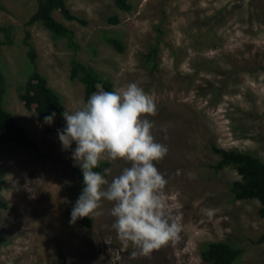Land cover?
I'll return each instance as SVG.
<instances>
[{
	"label": "rangeland",
	"instance_id": "rangeland-1",
	"mask_svg": "<svg viewBox=\"0 0 264 264\" xmlns=\"http://www.w3.org/2000/svg\"><path fill=\"white\" fill-rule=\"evenodd\" d=\"M129 1L127 12L113 0H66L70 11L86 21L55 13L74 31L80 46L74 51L40 22L25 25L37 0H0V24L12 27L13 38L11 45L0 46L4 104L43 155L14 143L0 147V178L6 181L0 198L8 203L0 210V235L6 237L0 264H55V246L74 264H209L200 246L220 240L243 249L233 264H264V242H255L264 233L259 202L234 200L229 188L239 178L236 170L209 166L217 160L211 144L251 152L264 161V0ZM113 14L118 23L108 22ZM26 32L36 68L67 112L85 105L82 83L69 78L72 56L109 79L114 91L135 82L153 97L152 134L168 148L156 167L168 181L169 214L182 226L178 241L133 257L136 249L125 247L112 228L108 201L90 227L70 224L77 185L64 162L80 167L72 159L76 144L63 150L58 138V130L66 127L63 117L45 124L19 98L31 67ZM106 36L120 38L124 50L116 51ZM155 45L158 67L152 71L146 54ZM110 164L109 181L128 166Z\"/></svg>",
	"mask_w": 264,
	"mask_h": 264
},
{
	"label": "clouds",
	"instance_id": "clouds-1",
	"mask_svg": "<svg viewBox=\"0 0 264 264\" xmlns=\"http://www.w3.org/2000/svg\"><path fill=\"white\" fill-rule=\"evenodd\" d=\"M99 89L100 86L97 85ZM157 114L153 97L137 83L115 91L99 90L78 110L63 112L66 127L58 130L63 150L76 148L72 159L80 166L84 188L71 211L70 224L85 217H98L102 202L112 203V228L131 255L149 256L153 251L180 239L181 224L169 214L165 188L168 181L156 164L168 155V148L152 134ZM56 113L44 117L52 124ZM122 161L121 173L106 179L94 169L101 161Z\"/></svg>",
	"mask_w": 264,
	"mask_h": 264
},
{
	"label": "trees",
	"instance_id": "trees-1",
	"mask_svg": "<svg viewBox=\"0 0 264 264\" xmlns=\"http://www.w3.org/2000/svg\"><path fill=\"white\" fill-rule=\"evenodd\" d=\"M117 8L123 11H131L132 5L129 0H113ZM0 9H4L0 3ZM55 13H59L68 21H77L86 24L83 18L73 14L66 0H37L36 9L31 13L25 21V25L29 26L36 22H40L47 30L51 32L55 38H65L68 47L77 51L80 46L74 40V31L66 26L63 22L55 17ZM108 22L118 23L119 17L116 14L107 17ZM160 31V29H159ZM0 46L11 45L13 43L12 27L10 25L0 24ZM29 33L24 36V43L28 47V57L31 67L28 71L24 83L20 86L19 98L23 101L26 108L34 107V112L39 118L56 113L54 118L63 117V112L67 111L62 97L53 90L49 85L47 78L36 68V53L32 45L28 42ZM104 41L112 46L116 51L122 52L125 48L124 42L115 36H106ZM158 45L153 46L146 54V61L150 65L152 71L158 67L157 61ZM1 57V49H0ZM264 69V67H263ZM69 78L78 80L83 85V99L86 104L90 96L99 91H114L113 83L102 77L94 68L80 62L75 56L70 60ZM97 85L100 88H97ZM7 93L6 77L0 68V147L5 143H14L19 147L29 149L34 152L37 157L43 156L40 152L38 144L30 138L26 128L21 125L12 112H10L4 104V95ZM211 151L217 155V160L209 164L214 171L231 167L236 170L239 175L238 179L230 183V193L234 200L256 199L259 202L257 210L258 216L264 218V161L251 152L241 151L238 149H225L222 147L210 145ZM65 166L70 173L76 178L77 190L75 193L74 203L71 211L84 188L83 174L81 168L72 162L65 161ZM108 161H101L99 168L94 171L101 172L105 168H110ZM6 185V181L0 178V190ZM8 203L5 199L0 198V210L7 209ZM76 222L84 227L91 226V217L78 219ZM6 241V237L0 235V243ZM256 243L264 242V233L260 234ZM201 257L209 264H233L242 255L243 249L233 246L230 243L220 240L204 243L200 246ZM55 264H74L66 259L63 250L59 246H55Z\"/></svg>",
	"mask_w": 264,
	"mask_h": 264
}]
</instances>
